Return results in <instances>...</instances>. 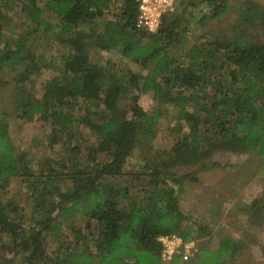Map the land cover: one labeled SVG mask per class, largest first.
<instances>
[{"label": "trees", "instance_id": "obj_1", "mask_svg": "<svg viewBox=\"0 0 264 264\" xmlns=\"http://www.w3.org/2000/svg\"><path fill=\"white\" fill-rule=\"evenodd\" d=\"M204 3L198 23L231 7L230 0ZM242 5L229 31L189 41L182 13L167 12L154 33L137 29L135 0H0V86L5 77L16 81L12 109L25 121H49L46 145L64 151L34 161L29 148L14 144L1 111L0 234L22 264H165L160 234L195 239L209 230L183 225L178 189L169 170L161 176L158 169L216 167L209 160L223 151L255 152L264 160V9L253 0ZM8 13L24 18L23 35L5 38ZM257 23L258 35L249 30ZM42 36L40 50L34 44ZM54 43L64 51L50 50ZM95 48L119 49L140 69L93 62ZM38 70L51 73L40 83V98L31 77ZM146 93L175 107L179 123L171 127L170 149L135 170L129 158L155 135L160 116L138 103ZM20 177L29 214L10 192ZM247 210L264 220V191ZM80 215L84 227L73 222ZM200 244L189 259L177 255L170 264H222L246 247L229 233L217 248Z\"/></svg>", "mask_w": 264, "mask_h": 264}, {"label": "rangeland", "instance_id": "obj_2", "mask_svg": "<svg viewBox=\"0 0 264 264\" xmlns=\"http://www.w3.org/2000/svg\"><path fill=\"white\" fill-rule=\"evenodd\" d=\"M180 1L183 4L179 5ZM244 1L246 0H230L231 7L224 15L219 18H208L200 23H198V18L208 10L204 0H186V2L174 0L171 12L183 14L182 27L186 28L187 39L199 41L209 38L211 33L215 35L221 31H229L239 17ZM253 1L259 3L260 7L264 9V0ZM8 15L11 18L8 16L2 22L5 38L23 35L27 29L23 27L24 18L12 13H8ZM45 18L55 22V17L50 12H46ZM252 28L253 26L249 28L250 32L257 35L261 33L259 23ZM35 41V47L40 50L45 48L42 41L47 40L43 36ZM50 50L60 53L64 51V46L54 43L52 47L50 46ZM90 59L96 63L124 64L135 71L140 69L137 64L124 60L119 49L107 52L95 48L90 54ZM50 74L49 71L38 70L34 76H31L35 83L36 98H40L41 81L48 78ZM6 80H8L7 84L0 86V113L3 110L8 113V129L14 144L22 150L29 148L34 161L41 160L45 156L53 157L64 154L59 144H54L52 147L46 145L50 139L49 121L42 118L25 121L18 117L17 112L12 109L11 100L16 92V87H14L16 81L14 79L10 81V78L5 77L4 81ZM138 103L146 112L154 115L158 113L160 116L157 118L155 135L143 148L134 150L129 158L130 167H134L135 170L137 165H141L144 160L151 161L154 158H160L161 151L166 152L170 149L173 144L171 127L179 123L176 108L172 105L156 104L152 93L141 94ZM209 161L217 162L219 166L201 170L185 166L164 167V163H162L158 169L161 171V176H166L164 169H168L167 172L171 175L169 181L178 189L179 205L187 216L182 220L183 225L192 224L194 228L199 225L207 226L208 231L195 233L196 242L205 247L217 248L220 238L225 233L232 235L240 244L246 245L234 256L225 259L222 264H264V220L262 221L260 217H256V219L249 217L251 212L247 210L248 204L264 191V160L255 152L223 151L214 154ZM182 176V182L176 183V178ZM146 181V179L140 180L141 183L147 185ZM20 184L21 177L14 178L10 187H16H12L10 192L16 194L20 204H23L25 212L29 214L30 203L27 201L26 195L21 194ZM142 187L140 185L139 190H142ZM73 222L80 227L87 225V220L81 215L73 217ZM70 231L68 226L64 234L66 232L70 234ZM13 247L7 237L0 234V264H22L19 254L16 255L17 251Z\"/></svg>", "mask_w": 264, "mask_h": 264}, {"label": "built area", "instance_id": "obj_3", "mask_svg": "<svg viewBox=\"0 0 264 264\" xmlns=\"http://www.w3.org/2000/svg\"><path fill=\"white\" fill-rule=\"evenodd\" d=\"M137 3V29L154 33L160 26L161 18L171 11L174 0H135ZM161 241V257L165 264L180 255L183 260L189 259L197 249L196 239L185 238L177 232L162 233L158 236Z\"/></svg>", "mask_w": 264, "mask_h": 264}]
</instances>
